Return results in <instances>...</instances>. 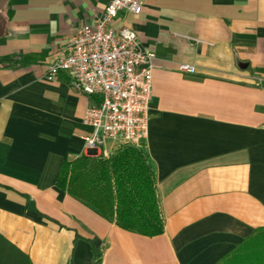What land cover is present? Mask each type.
Here are the masks:
<instances>
[{"label": "crops", "instance_id": "crops-1", "mask_svg": "<svg viewBox=\"0 0 264 264\" xmlns=\"http://www.w3.org/2000/svg\"><path fill=\"white\" fill-rule=\"evenodd\" d=\"M109 2L0 0V59H12L0 66V264H14L9 246L30 264H95L94 254L100 264H220L264 229V0H145L114 22L155 54L142 148L163 221L156 237L56 186L65 162L89 155L93 100L70 74L45 72ZM122 147L106 139L94 155Z\"/></svg>", "mask_w": 264, "mask_h": 264}, {"label": "built area", "instance_id": "built-area-1", "mask_svg": "<svg viewBox=\"0 0 264 264\" xmlns=\"http://www.w3.org/2000/svg\"><path fill=\"white\" fill-rule=\"evenodd\" d=\"M144 2L110 0L101 12L93 9L91 21L73 32L67 56L56 58L45 72L47 81L70 74L74 89L93 100L83 120L92 128L82 138L87 152L98 153L106 139L140 148L148 138L155 54L137 47L132 30L113 27L120 12L139 15ZM179 71L194 74L195 68L181 64Z\"/></svg>", "mask_w": 264, "mask_h": 264}, {"label": "trees", "instance_id": "trees-1", "mask_svg": "<svg viewBox=\"0 0 264 264\" xmlns=\"http://www.w3.org/2000/svg\"><path fill=\"white\" fill-rule=\"evenodd\" d=\"M1 58L0 66H9ZM56 186L120 229L144 237L163 233L155 175L142 147L124 146L107 158L83 155L62 165ZM14 252V264H30ZM21 258L20 261H18ZM95 264H100L94 254ZM220 264H264V229L257 230L237 246Z\"/></svg>", "mask_w": 264, "mask_h": 264}, {"label": "water", "instance_id": "water-1", "mask_svg": "<svg viewBox=\"0 0 264 264\" xmlns=\"http://www.w3.org/2000/svg\"><path fill=\"white\" fill-rule=\"evenodd\" d=\"M95 154V152H89V155H94Z\"/></svg>", "mask_w": 264, "mask_h": 264}, {"label": "rangeland", "instance_id": "rangeland-1", "mask_svg": "<svg viewBox=\"0 0 264 264\" xmlns=\"http://www.w3.org/2000/svg\"><path fill=\"white\" fill-rule=\"evenodd\" d=\"M109 143V142H108ZM109 145V144H108ZM96 156H98V155H96ZM105 158V157H104Z\"/></svg>", "mask_w": 264, "mask_h": 264}]
</instances>
